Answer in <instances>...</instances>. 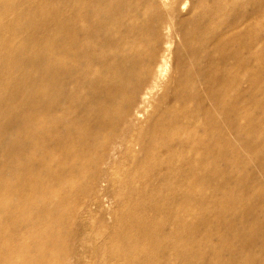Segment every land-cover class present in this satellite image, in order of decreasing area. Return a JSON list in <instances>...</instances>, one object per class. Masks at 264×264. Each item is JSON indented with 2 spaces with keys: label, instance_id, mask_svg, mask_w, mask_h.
I'll use <instances>...</instances> for the list:
<instances>
[{
  "label": "rangeland",
  "instance_id": "rangeland-1",
  "mask_svg": "<svg viewBox=\"0 0 264 264\" xmlns=\"http://www.w3.org/2000/svg\"><path fill=\"white\" fill-rule=\"evenodd\" d=\"M5 1L20 11L31 2L37 5L42 60H36L30 43L11 25L13 10L3 13L0 8V47H7L8 62L19 60L23 74L28 72L27 79L30 76L28 83L43 79V107L35 106L39 108L24 122L29 129L39 117L33 126L36 134L22 136L18 130L4 141L3 147H11L10 151L0 148V172L5 170L10 190L6 213H1L0 205V227H5L12 245L40 257L34 264H264V0H228L227 8L217 10V0H130V9L139 19L132 17L122 24L145 23L146 28L137 37H127L116 32L119 23H110L107 39L118 34L127 43L122 41L126 46L119 47L107 43L123 63L120 71L112 73L116 77L109 74L108 78L105 65L113 57L97 49L95 39H85L76 31L87 26L97 30V21L80 19L70 30L68 26L62 30L56 23L59 14H64L65 22L74 16L68 0H31L27 5L26 0L18 5L19 0ZM201 2L207 6L204 19L213 27L205 36H201L203 27L198 34L200 26L195 21ZM216 14L225 19L216 20ZM141 34L148 38L143 41ZM167 41L159 85L140 103L138 95L153 76ZM75 53L89 54L77 57ZM81 58L82 69L73 70ZM40 63L48 65L53 78L37 68ZM197 69L215 79L219 105L214 106L211 125L206 115L196 112L198 106H210L209 83H198L192 97L188 88H180L183 72ZM55 80L65 86L55 90ZM8 82L14 83L13 79ZM112 87L121 92L114 104L103 97ZM27 94L32 97L36 91ZM110 104L115 107L111 109ZM129 105L133 111L143 107L144 111L129 117ZM225 105L233 107L231 125ZM169 109L177 110L185 126L172 130L169 146L153 136V130L133 145L120 146L126 131L138 135L155 125L161 127L156 132L167 129L162 122ZM8 118L10 124L13 117ZM193 134L200 135L199 154L194 156L206 164L201 172L210 179L207 184H197L198 175L190 168L193 155L180 147L188 141H178L180 136L190 139ZM226 138L232 145L221 151ZM211 140L213 146L219 141L216 167L208 164L216 148ZM177 148L182 155L172 161L170 153ZM216 170L228 173L220 178ZM160 175L166 185H158ZM158 197L164 205H159ZM182 219L186 221L183 227L178 223Z\"/></svg>",
  "mask_w": 264,
  "mask_h": 264
},
{
  "label": "bare ground",
  "instance_id": "bare-ground-1",
  "mask_svg": "<svg viewBox=\"0 0 264 264\" xmlns=\"http://www.w3.org/2000/svg\"><path fill=\"white\" fill-rule=\"evenodd\" d=\"M2 1V0H1ZM0 1V8H2L1 10L3 11V13H9V11L13 10V14H15L14 18L11 19V25L13 26V28L15 29L16 28V31L19 33V35L27 42L30 43L31 47L30 49H32L34 52L33 54H37V57L38 59L36 60H42L41 56H42V48H41V41L38 40V36L40 35V26L38 25L37 23V19L36 17L39 15V11L37 9V5L34 4V3H29L31 0H26V5L29 3V7L26 6V10H24L21 6V8L23 9V11H20V7H15L13 6L12 4H8L7 1L3 0V2ZM17 1V0H15ZM100 0H68L69 2V5L70 7L72 8V11H73V14L74 16H70L68 18V20L70 19V21L68 22H65V17H64V14H62V12L59 14L58 16V20L56 23H58L59 26H61V29L64 30V26H68L67 29L69 28V30L72 28L71 26H75L76 24H79V20L80 19H85L87 21H92V22H95L97 21L98 23H96L98 25V29L97 30H94V31H91L89 30V28L87 27H84V28H78L76 31H78V34L79 32H82L84 34V37L85 39H88V38H92V39H95L96 41V48L97 49H100V51L104 54V55H108L110 57H113L111 60H109V62L105 65L106 66V75H104V77L106 76V78H108L107 76H109V74H112L116 71H120L123 66V63L121 64L118 60L120 59L119 57L115 56V54L113 55L114 51L113 48H111V46L107 43L111 42V44L113 45L112 47H119L121 45H124L126 46V44L124 42L127 43V40L125 38V40H122V36H119L118 34L115 35L114 37L112 36V38L110 39H107V33L108 31H110V23L114 22V23H119L121 25V27L115 29L117 33L120 34V32L122 31V33L124 35H126L127 37H133L135 36V34H137V36L140 34V32H142V30L144 29V24H136V22H133L131 23L129 26L126 25V24H122V23H125L127 22V20H129L130 18H135V20H138L139 19V15L138 14H135L134 15V10L133 9H130V4L132 1L130 0H109L107 2H99ZM201 1H204V0H201ZM215 1V0H214ZM9 2V1H8ZM19 2H21L20 0L18 1L17 5L19 4ZM118 4V5H117ZM206 4V3H205ZM203 2H201L198 6V10H197V13H196V16H197V19L195 20L197 25L200 26L198 29V31L202 30V27H203V33L201 34V36H205V33L209 32V31H212L213 30V27H212V23H208L207 20H205V15H206V8L207 6L205 5ZM229 4V1L228 0H217L215 5V9H220V8H227ZM24 7V6H23ZM39 7V6H38ZM11 13V12H10ZM225 15V14H224ZM5 14H4V19H5ZM9 16V15H8ZM215 16V15H214ZM7 17V16H6ZM107 17V18H106ZM8 18V17H7ZM106 18V21L103 22V19ZM216 20L220 21L219 18H222V19H225L224 17H222L221 15H217L216 14ZM26 20V22H24ZM67 20V19H66ZM1 22V21H0ZM217 22V21H216ZM4 23V22H3ZM3 23L1 25H3ZM8 23V21L6 22ZM113 24V23H112ZM5 25V24H4ZM7 27V25H5ZM10 26V27H12ZM122 26H124V28L122 29ZM213 26H217L216 23L215 25ZM9 27V28H10ZM77 27V26H76ZM146 28V27H145ZM158 30H159V27H157ZM156 28V30H157ZM5 29V28H4ZM66 29V30H67ZM154 31V29H153ZM197 31V32H198ZM69 32L71 35H74L72 31H67ZM159 32V31H158ZM202 31H200L198 34H200ZM146 33V32H145ZM149 33V32H148ZM151 33V32H150ZM153 33V32H152ZM156 33V31H155ZM153 33V34H155ZM75 34H77L75 32ZM106 34V35H105ZM135 36V37H137ZM125 37V36H124ZM153 37V36H152ZM21 38V39H22ZM148 38V35L146 34H141V39H143V41L145 39ZM157 38V37H156ZM138 39V38H137ZM140 39V38H139ZM155 39V38H154ZM159 39V38H158ZM149 41L151 40V37L148 39ZM147 40V41H148ZM124 41V42H122ZM131 41V40H130ZM138 41V40H137ZM162 41V40H161ZM187 43L190 42V39H188L186 41ZM148 43V42H147ZM161 43V42H160ZM167 43V44H165ZM164 44L166 46H164V49L162 48L163 52L161 54V58L159 60V62L157 63L158 60H156V68L154 70V73H153V76H149V83L148 84H145L147 85L146 87H144L145 89L141 92V96H139L138 94V97L140 100H144L146 98V96H149L151 95L154 90H155V87H158L159 85V81L161 79V76L163 75V71H164V67H165V64H166V52L169 50V46H168V41L165 42ZM57 43H55L56 45ZM151 44V43H149ZM29 45V46H30ZM135 46V45H134ZM148 46V45H147ZM146 46V47H147ZM152 46V44L150 45ZM106 47H110L109 49L106 48ZM136 47V46H135ZM135 47L134 48H131V49H134L135 51ZM140 47H142L140 45ZM139 47V48H140ZM149 47V46H148ZM124 48V47H123ZM155 48V47H154ZM161 48V47H160ZM158 49V48H157ZM156 49V50H157ZM58 50H61V49H58ZM57 50V51H58ZM126 50V49H125ZM147 50V49H146ZM150 50L151 53L154 52L153 51V48H151ZM161 50V51H162ZM130 51V50H129ZM158 51V50H157ZM133 52V51H132ZM160 52V49L159 51ZM56 53V52H55ZM139 53V52H138ZM141 53V52H140ZM34 54V55H35ZM86 54H89V53H82V54H76L74 56H80L81 55H84V56H87ZM127 54V53H126ZM133 54V53H132ZM22 56V55H21ZM20 56V57H21ZM115 56V57H114ZM154 56V55H153ZM156 56V55H155ZM159 56H160V53H159ZM89 57H92L91 55ZM35 59V57H33ZM86 58V57H85ZM117 58V59H116ZM116 59V60H115ZM49 60V59H48ZM118 61V62H117ZM123 61V59H122ZM73 62V60H72ZM74 62H77V61H74ZM84 60H82L81 58V63L80 61L78 62L77 66H76V69H73L75 71H78V69H82L83 67V63ZM42 63V62H41ZM39 64L37 66L38 69H42L43 68V71L46 70L48 72L47 75H49L50 78H53V74H52V70L51 69H48V65H44V64ZM90 63V61H89ZM153 63V61H152ZM86 64V63H85ZM19 60L18 59H14L12 60L11 62H8L7 61V47H0V148H4L6 149V146L3 147V144L5 143L4 141L6 139L9 138L10 135H13V134H17L18 130L19 132L23 135H26V134H36V128H33L34 125L38 124V120H39V117H36L34 120V125H32L29 129L28 128H25V124L24 122L26 121L25 119L28 118L29 116H33V113H35V110H37L39 107H40V110L42 109L43 107V97L41 96L42 95V92H43V88L41 86V83H43V79H39L37 78L36 80H31V84L28 83L27 81H30L29 80V77L27 79V76L26 73L28 74V72H24L25 75L23 74V71H22V68L19 66ZM82 65V67H81ZM69 66V65H68ZM67 66V67H68ZM92 66V65H91ZM131 66V65H129ZM155 66V65H154ZM75 67V66H73ZM86 67V66H85ZM93 67V66H92ZM91 67V68H92ZM188 67V65H187ZM154 68V67H153ZM85 69V68H84ZM90 69V68H89ZM94 69V68H92ZM125 69V68H124ZM210 69V68H209ZM198 70V69H197ZM41 71V70H40ZM42 71V72H43ZM81 71V70H80ZM84 71V70H83ZM200 70L198 71H195V72H190V73H186V71L183 72V78H182V81H181V84H180V88H188L189 91H190V97H192L195 93L194 91H196V85L199 83L201 84L200 82L202 81H207L209 83V85L207 86L208 87V90H209V103H210V106L208 109H206L204 106H198L197 109H196V112L198 113H202L204 115L207 116L208 118V125H211L212 123H214V120H215V113H214V106L216 104H218V98H216L215 96V79L213 77V75H211L209 72L206 73V72H200ZM205 71V70H203ZM72 72V71H71ZM89 72V71H88ZM153 72V71H152ZM151 72V73H152ZM40 73V72H39ZM32 74V73H30ZM84 74V73H83ZM198 74V75H196ZM35 75V73H34ZM32 75V76H34ZM88 75V74H87ZM86 75V76H87ZM114 75V74H112ZM31 76V78H32ZM83 76V75H82ZM85 76V75H84ZM112 77V76H111ZM113 77H116V75H114ZM30 78V79H31ZM10 79H13L14 83L13 85L11 86L9 84V80ZM32 79H35V78H32ZM88 79V78H87ZM148 79V80H149ZM27 80V81H26ZM78 80V79H77ZM82 80V78H81ZM84 80V79H83ZM82 80V81H83ZM113 80V79H112ZM85 81V80H84ZM230 82H232V80H229ZM79 82V81H78ZM126 82V81H124ZM148 82V81H146ZM88 83V82H87ZM91 83V81L89 82ZM217 83V82H216ZM79 83H77V85H79ZM83 84V83H81ZM205 84V83H204ZM43 85V84H42ZM144 85V83H143ZM65 86V83H63L62 81H58V80H55V90H60L62 89L63 87ZM127 86V85H126ZM206 86V85H205ZM74 87H76V85H74ZM78 87V86H77ZM76 87V88H77ZM123 86H121L120 88H122ZM227 87V86H226ZM34 89V91H36V94L35 96H32V97H27L26 94L28 93V91ZM80 89V88H79ZM112 89V90H111ZM137 89V88H136ZM111 90V91H110ZM110 92H107L106 94L107 95H104L103 93V97H107V100L108 102H110L111 104H114L113 102H116L114 100H116L117 96L120 92V89L118 88H110ZM75 91V90H74ZM122 91V90H121ZM138 92V91H136ZM140 92V91H139ZM35 93V92H34ZM31 94V93H30ZM74 94V93H72ZM136 94V93H134ZM28 95V94H27ZM75 95V94H74ZM133 95V94H132ZM137 95H134V98L135 96ZM99 96V94H98ZM124 96V95H123ZM94 97V95H93ZM92 97V98H93ZM101 97V96H100ZM102 97V99H103ZM137 97V98H138ZM132 98V99H134ZM136 98V102L138 101ZM74 99V97H73ZM107 100H105V102H107ZM94 101H96L94 99ZM93 101V102H94ZM103 101V100H102ZM133 101V100H132ZM128 104H130V101L128 100ZM136 102H133V103H136ZM85 103V102H84ZM83 103V104H84ZM92 103V102H91ZM97 103V102H96ZM104 103V102H103ZM131 103V104H133ZM141 103V102H140ZM89 104V103H88ZM88 104L85 103V105L87 106ZM98 104V103H97ZM108 104V103H107ZM110 104V106H111ZM116 104V103H115ZM138 104V103H137ZM41 105V106H39ZM92 105V104H91ZM134 105V104H133ZM219 105V104H218ZM35 106H39V107H35ZM114 106V105H113ZM111 106V109L112 107ZM130 106V105H129ZM89 107H91L89 105ZM104 107H105V103H104ZM103 107V109H104ZM115 107V106H114ZM125 107V106H124ZM127 107V106H126ZM125 107V111L127 113V108ZM131 108L129 109V114H127V116L129 115V117H132L134 116L135 114L137 115L138 112H142L144 111V107L140 110V108L138 110H131L132 109V106H130ZM135 107V105L133 106V108ZM137 107V105H136ZM135 107V108H136ZM83 108V107H82ZM110 108V107H109ZM225 108V111L227 113H229V116H228V119H227V123L229 125H231V117H230V114L233 110V107H229L228 105H225L224 106ZM101 109V110H103ZM83 110V109H82ZM195 110V109H193ZM79 111H80V108H79ZM107 111V110H105ZM109 111V110H108ZM107 111V113H108ZM138 111V112H137ZM176 109H169L166 113L167 115L164 117V119H166L165 122H162V124L164 126L168 125V128H164L162 129L161 131H157L156 128H158L159 126L158 125H155L154 127H151L152 129L149 130L147 133L144 132V133H140L138 135H136L135 133H126L124 134V137L123 136H120V139L121 137H123V139H121V141L119 142L120 143V146H122L123 144H126L127 142H131V144L133 145V141L137 140V138L140 136V139L142 138V136L145 138V135L149 134L152 130L151 133H153L154 135L153 136H156L159 138V140H164L169 146V140L171 138H173V135L174 133L172 132V130H176V131H181L185 126H184V123L178 119V115L176 113ZM37 112V111H36ZM134 112V114L132 113ZM37 114V113H36ZM35 114V115H36ZM41 114V113H40ZM193 114V113H191ZM196 114V113H195ZM10 115H12L13 117V120L10 124L7 123V119L9 120L10 118H8ZM124 113H123V117H124ZM181 115V114H180ZM194 115V114H193ZM122 117V119H123ZM83 118V117H82ZM126 118V117H125ZM124 118V119H125ZM128 118V117H127ZM126 118V119H127ZM199 118H202V117H199ZM12 119V118H11ZM192 119V117H191ZM196 119V118H195ZM128 121V120H127ZM180 121V122H179ZM191 121V120H190ZM185 122V121H184ZM202 122V121H200ZM199 122V123H200ZM205 123V122H204ZM115 124V123H114ZM125 124H126V121H125ZM130 124V123H129ZM113 125V124H112ZM117 125V124H116ZM133 125V124H132ZM114 126V125H113ZM184 126V127H183ZM110 128V127H109ZM161 128V127H159ZM196 128V127H195ZM125 130V128H123ZM191 129V128H190ZM112 130V129H111ZM116 130V129H115ZM134 130V128H133ZM132 130V131H133ZM170 130V134H168ZM94 130L90 131L89 134H92ZM119 131V130H118ZM197 131V130H196ZM201 131V130H200ZM96 132H99V131H96ZM120 132V131H119ZM130 132V131H129ZM134 132V131H133ZM136 132V131H135ZM88 133V131H87ZM86 133V134H87ZM182 133V132H180ZM179 133V134H180ZM112 134H115V133H111L110 135ZM118 134V133H117ZM122 134V133H121ZM175 134H178L177 132ZM101 135L100 133L98 134V136ZM116 135V134H115ZM181 135V134H180ZM186 135V134H185ZM199 134H193L192 135V138L188 139V137L186 136H180V139H178V141L180 142V140H182L181 142H183L184 140L188 141L186 144L180 146V147H183L185 150L184 151H191V154L190 155H193L192 159H191V162H190V168H191V171H192V174L194 175H198V182L197 184H207L208 181H210V179H205V172H201L203 171V168L206 170V164L203 160H200L198 159L197 157H195L194 155H198V147H197V143H199L200 141V135L198 136ZM88 136V135H87ZM12 137V136H11ZM93 137H97V135L93 136ZM115 138V136H113ZM119 137V136H118ZM171 137V138H170ZM13 138V137H12ZM91 140H92V137H90ZM99 138V137H98ZM175 138V137H174ZM224 138V137H223ZM94 139V138H93ZM97 139V138H96ZM138 138V140H140ZM118 140V139H117ZM137 140V141H138ZM224 141H227L225 142L222 146V148H220L221 151H226L227 147H228V144L229 146L232 145L231 142L229 140L226 139H223ZM136 141V142H137ZM38 144H41L42 142L41 141H36ZM116 142V141H115ZM118 142V141H117ZM116 142V143H117ZM190 142H193V143H190ZM218 142H216V148L215 145L213 146V141L211 140V145L213 146L214 148V154H213V158L212 160L208 163L214 167H216V164H217V161H216V158H215V155L218 154L219 152V148H217V145H218ZM138 143V142H137ZM7 144V143H6ZM130 144V145H131ZM177 144V143H176ZM136 145V143H135ZM164 145V144H163ZM174 145V144H173ZM117 146V144H116ZM129 145H127L128 147ZM159 146V145H158ZM157 146V147H158ZM133 147V146H132ZM157 147H154V149H156ZM179 147V146H177ZM11 148V147H8V149ZM230 148V147H229ZM232 148V147H231ZM231 148L229 150H231ZM6 149L8 152L10 150ZM127 149H130V148H127ZM134 149V148H133ZM161 149V148H160ZM2 151V150H1ZM6 151V152H7ZM130 151V150H129ZM165 150L163 149L162 152H164ZM183 151V152H184ZM132 152V151H131ZM161 152V153H162ZM182 152V153H183ZM165 153V152H164ZM133 154V153H132ZM131 154V155H132ZM171 155V160L172 161H176L179 156L178 155H182L180 153V149L177 148L176 150H173L171 151L170 153ZM181 157V156H180ZM187 159V158H186ZM174 166L173 165V169H174ZM177 167V166H176ZM5 171V170H4ZM4 171H1L0 172V205L1 207H3V209L1 210V213H6L7 212V208L4 207L5 203H6V198H7V195L10 193V190L8 189V185L6 184V175L4 173ZM74 171V170H73ZM230 171V170H229ZM184 172V171H183ZM216 177H220L221 176H224L226 174H224V171L223 170H216ZM73 173V172H72ZM204 174V175H201ZM209 173V172H208ZM211 174V172H210ZM215 175V174H214ZM106 179V178H105ZM166 178L163 176V175H160L158 180H157V183L158 185H166L165 184V180ZM124 182H129L128 179H125L123 180ZM122 182V181H121ZM184 184V183H183ZM223 186H225V184H223ZM30 198V196H29ZM159 200H158V203L160 206L164 205L163 204V198L162 197H158ZM41 199V197H40ZM21 200V199H20ZM29 200V199H28ZM185 201V199H184ZM23 202V201H22ZM26 203V202H25ZM32 203V202H31ZM21 204V203H20ZM23 204V203H22ZM184 204V203H183ZM26 205V204H25ZM24 205V206H25ZM30 205V204H28ZM27 206V205H26ZM20 207V206H19ZM31 207V206H29ZM170 207V206H169ZM23 208V207H21ZM173 208V207H172ZM171 208H167L166 207V210L170 212H172V210H169ZM175 209V208H174ZM10 210V209H9ZM179 210V209H178ZM166 211V212H167ZM173 214V213H172ZM177 213H175L174 215H176ZM179 223V226L181 225L182 227L186 225V221L185 220H181V221H178ZM0 224H1V220H0ZM5 231V227L1 226L0 227V264H34V263H38V261L40 260V257H34L35 255L33 253H28V252H25V251H21V250H18L19 247H14L12 245L13 243V240L12 238H6V235L4 233ZM49 241L52 239V243L54 244L55 243V239L52 238L51 236L48 237ZM128 258V257H127Z\"/></svg>",
  "mask_w": 264,
  "mask_h": 264
}]
</instances>
